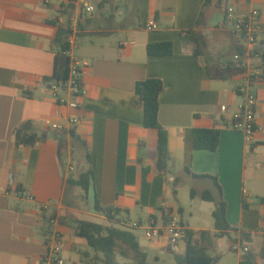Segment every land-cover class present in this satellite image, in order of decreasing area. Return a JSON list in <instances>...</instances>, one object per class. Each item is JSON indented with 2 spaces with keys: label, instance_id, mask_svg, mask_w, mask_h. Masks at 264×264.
<instances>
[{
  "label": "crops",
  "instance_id": "obj_1",
  "mask_svg": "<svg viewBox=\"0 0 264 264\" xmlns=\"http://www.w3.org/2000/svg\"><path fill=\"white\" fill-rule=\"evenodd\" d=\"M106 1L95 0V11L77 21L74 55L82 64L83 92L78 97L66 94L62 104L46 81L54 71L53 41L67 20L57 21L62 0H0V185L8 191L0 193V264H52L46 246L50 218L58 220L63 264H84L81 253L92 251L75 235L76 221L107 223L94 209L96 200L120 210L119 220L159 218L163 202L179 215L183 209L172 202L176 193L169 190L175 176L182 178L180 187L188 181L198 193L210 190L214 195L218 191L211 178H216L229 224L250 236L248 251L264 264V34L256 54L247 56L217 0H211L200 28L197 20L205 0H137L135 15L120 21L105 14ZM231 6L236 17L251 9L264 12V0H237ZM69 10L77 11L78 5ZM152 20L158 25L155 30L148 29ZM191 29L205 37L203 57L195 56L181 39V32ZM159 42H171L172 54L148 55L147 46ZM235 54L244 66L233 59ZM227 63L235 66L224 72ZM249 72L256 74L251 82ZM146 79H160L164 85L158 121L167 132L172 156L168 177L154 170L157 133L142 127L143 108L136 102L135 85ZM246 86L256 99V131L249 140L229 127L245 101L240 88ZM69 119L77 123L69 125ZM27 122L41 140L16 147L14 130ZM51 122L64 129L51 131ZM202 128L220 130L216 151L193 148V131ZM70 131L86 143L91 157L85 209L77 205L81 196L65 187L72 172L78 170L77 178L88 167L82 151L72 145ZM75 151L82 166L73 158ZM14 187L32 199L14 196ZM44 202H51L47 210L41 208ZM180 222L194 231L214 230ZM133 233L145 252L142 240L149 248L164 243ZM231 237H237L235 232ZM235 252L239 264L242 252Z\"/></svg>",
  "mask_w": 264,
  "mask_h": 264
},
{
  "label": "trees",
  "instance_id": "obj_2",
  "mask_svg": "<svg viewBox=\"0 0 264 264\" xmlns=\"http://www.w3.org/2000/svg\"><path fill=\"white\" fill-rule=\"evenodd\" d=\"M77 0H62V6L66 8L73 7ZM237 0H217L216 6L221 9L227 21L228 10L231 3ZM136 3L134 0V15L136 13ZM102 5V4H101ZM211 5V0H205L200 15L197 20V28L204 26L206 9ZM81 28V25H79ZM68 31L63 27H59L57 36L53 44L57 47V53L54 59V71L47 82L65 81L68 79L69 72V57L65 55L68 49V43L65 41ZM183 43L190 44L192 52L195 56L203 57L206 47L205 37L197 30L191 29L181 32ZM173 52L171 42L152 43L147 46V53L150 56H169ZM242 52V51H241ZM243 53V52H242ZM235 66L234 63L225 64L223 71L229 72ZM206 75L209 76V70L206 68ZM164 85L160 79H146L139 81L135 85L136 102L142 105L143 122L142 127L145 129L154 130L157 133V144L153 159L154 170L162 176H169V164L172 161V156L168 150V137L166 130L158 121L159 111V95L162 93ZM57 132V131H56ZM72 138V145L82 151V155L88 165L84 172L74 178L69 175L66 178L65 187L68 192L73 187H79L86 196L92 177L91 157L86 143L80 139L73 131L69 132ZM14 138L16 147L34 146L41 138L35 131L34 126L30 123H24L14 130ZM220 141V130L217 128H202L193 131V148L195 150L216 151ZM141 162V160H139ZM185 174H191L188 168L184 169ZM193 177H208L195 176ZM211 178V177H208ZM218 191L214 195L210 190H205L198 193L194 188L190 189V197L192 199L199 197L203 201L213 202L215 208L212 212L214 221V230H190L187 228L183 241L185 243V251L182 255L175 256L177 264H217L218 256H213L211 253L216 248L217 242L222 238H229L233 244H240L242 256L239 264H258L255 257L248 251L246 243L250 241V236L237 232V229L232 227L227 219L226 203L222 197V189L216 178H211ZM171 185L174 188V193L182 185L180 176L173 177ZM94 209L105 217L106 224H101L89 220H77L75 227V235L85 239L92 255L88 252L81 253L84 264H119L117 257L130 260L135 264H150L147 261L146 252L140 247L136 235L133 231L125 228H119L117 225L120 220L117 218L120 210L114 207H103L96 200ZM183 224V223H182ZM231 232H235L237 237L232 238ZM237 232V233H236ZM159 264V263H154Z\"/></svg>",
  "mask_w": 264,
  "mask_h": 264
},
{
  "label": "built area",
  "instance_id": "obj_3",
  "mask_svg": "<svg viewBox=\"0 0 264 264\" xmlns=\"http://www.w3.org/2000/svg\"><path fill=\"white\" fill-rule=\"evenodd\" d=\"M48 2L49 0H44ZM75 5H78L77 11H71L65 6H61L60 13L58 15V22H62L64 17H67L65 22V30L68 31L65 41L68 43V49L65 55L69 57V72L68 79L65 81L52 82L49 85L51 95L54 99L60 103L66 102V94L78 97L82 95V64L75 57L74 53L78 48L77 42V21L79 19H85L90 16L95 7L93 4L85 0H77ZM227 21L231 24L232 30L238 35L240 40L244 42L245 52L247 56L256 54L257 45L262 35L264 34V12L259 9H251L247 14L242 17H236L234 15L233 7L228 10ZM158 25L155 21L148 23L149 30H155ZM236 62L241 63L242 57L239 54H235L233 58ZM254 72H249L247 75V81L251 82L255 78ZM240 91L244 93L245 101L240 106L238 111L232 115V119L229 127L232 130L242 132L249 140L252 138L256 131L255 123V105L256 99L252 93L249 92L247 86L241 87ZM69 125L74 126L77 123L76 119H69L67 121ZM49 129L54 132H58L64 129V126L58 122H51ZM12 185V182H11ZM8 191L0 185V193H7ZM14 196L25 197L32 199L27 195L24 190L19 188H11L10 191ZM51 202H44L41 204L42 210H47ZM159 218L152 216L145 221H129L125 218L120 219V224L131 231L141 232L142 237L148 242H160L164 240L161 248H167L171 251H176L178 242L183 239L187 227L182 224L178 218V211L163 202L159 209ZM49 223L51 228L49 230V240L47 241L48 258L52 264H63V261L59 257L61 246L59 243L60 233L58 231V220L56 218H50ZM233 250H241L238 245L233 246ZM242 252V251H241Z\"/></svg>",
  "mask_w": 264,
  "mask_h": 264
},
{
  "label": "rangeland",
  "instance_id": "obj_4",
  "mask_svg": "<svg viewBox=\"0 0 264 264\" xmlns=\"http://www.w3.org/2000/svg\"><path fill=\"white\" fill-rule=\"evenodd\" d=\"M93 5L96 4L95 0H85ZM104 12L108 16H115L117 21H120L121 17L126 18L128 16H133L134 11V0H109L104 2ZM73 158L78 160L80 165L84 164L82 158L74 152ZM79 174L78 170L72 172L70 174L73 177H76ZM191 182H185V184L176 190L175 198H172V202L175 205L180 206L183 211L178 215V220H183L184 223H188L191 226L202 227L208 230H213L214 221L212 218L211 210L214 209L215 205L211 202L202 201L199 197L192 199L190 197V189ZM169 190L174 193V188L172 185L169 186ZM72 194H79L77 201V205L80 208L85 209L87 206V202L85 199V195L81 188L76 187L71 189ZM135 216L132 217V221H134ZM99 222H103L99 220ZM142 247L147 252V261L150 264L159 263V264H177L175 260V256L182 255L185 250V243L183 240L178 242V247L176 251H171L167 248H149L146 241H141ZM232 241L228 238L222 239L218 245L216 251L212 252L213 256L220 257V260L217 264H237L238 254L233 250ZM117 262L119 264H135L130 260L123 259L121 257H117Z\"/></svg>",
  "mask_w": 264,
  "mask_h": 264
}]
</instances>
